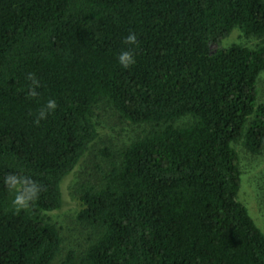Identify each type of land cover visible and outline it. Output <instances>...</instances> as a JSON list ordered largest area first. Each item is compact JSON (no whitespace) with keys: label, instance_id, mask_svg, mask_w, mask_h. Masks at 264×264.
<instances>
[{"label":"trees","instance_id":"16d2710c","mask_svg":"<svg viewBox=\"0 0 264 264\" xmlns=\"http://www.w3.org/2000/svg\"><path fill=\"white\" fill-rule=\"evenodd\" d=\"M234 30L264 38V0H0V264L59 254L49 215L99 137L102 101L145 129L100 188L86 187L78 221L92 233L61 264H264L234 147L264 152V40L224 48ZM129 48L135 62L122 68ZM49 99L56 109L34 123ZM9 176L41 187L27 208H14Z\"/></svg>","mask_w":264,"mask_h":264},{"label":"rangeland","instance_id":"374dc122","mask_svg":"<svg viewBox=\"0 0 264 264\" xmlns=\"http://www.w3.org/2000/svg\"><path fill=\"white\" fill-rule=\"evenodd\" d=\"M264 40L245 37L239 30L222 42L224 48L237 45L254 49ZM258 103H264V72L258 79ZM93 120L99 137L84 155L75 169L61 184L63 204L60 210L49 216L56 224L62 240V248L52 264H61L69 251L85 249L91 236V230L83 227L78 221L81 210V197L86 187L100 188V177L112 161L119 159V152L129 142L133 141L144 131V126H136L122 119L105 101L100 102L93 110ZM188 123L187 119L177 124ZM239 154L242 165V187L238 201L247 207L249 214L257 227L264 234V152L253 155L245 150L242 143L234 145ZM103 150L109 152L111 158L101 155Z\"/></svg>","mask_w":264,"mask_h":264},{"label":"clouds","instance_id":"9594fccd","mask_svg":"<svg viewBox=\"0 0 264 264\" xmlns=\"http://www.w3.org/2000/svg\"><path fill=\"white\" fill-rule=\"evenodd\" d=\"M125 45H135L137 43V35L134 32H129L123 38ZM117 61L122 68H128L135 62L134 54L131 49L119 52ZM28 79L32 81L33 90L31 94L36 95L35 87H38V82L32 74L28 75ZM57 107L54 99H49L43 108L39 111L38 116L34 123H39L40 120L46 119ZM8 187L13 191L14 199L12 201L14 208L17 211L27 208L30 201L36 199L41 191V187L28 177L9 176L5 180Z\"/></svg>","mask_w":264,"mask_h":264}]
</instances>
